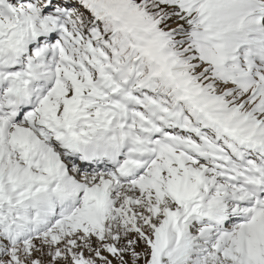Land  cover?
I'll use <instances>...</instances> for the list:
<instances>
[{
	"label": "snow or ice",
	"instance_id": "1",
	"mask_svg": "<svg viewBox=\"0 0 264 264\" xmlns=\"http://www.w3.org/2000/svg\"><path fill=\"white\" fill-rule=\"evenodd\" d=\"M0 264H264V0H0Z\"/></svg>",
	"mask_w": 264,
	"mask_h": 264
}]
</instances>
